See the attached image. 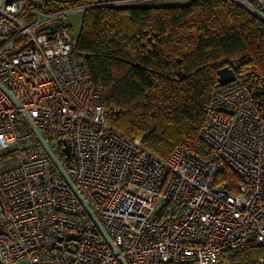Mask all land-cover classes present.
<instances>
[{"label":"built area","instance_id":"obj_1","mask_svg":"<svg viewBox=\"0 0 264 264\" xmlns=\"http://www.w3.org/2000/svg\"><path fill=\"white\" fill-rule=\"evenodd\" d=\"M141 1L0 0V83L20 105L0 90V264H120L21 111L128 264H217L264 248L262 75L230 67L235 81L213 93L199 132L208 157L177 147L159 159L111 127L118 111L72 52L69 18ZM233 1L264 21V0ZM224 167L238 177L234 193L216 182Z\"/></svg>","mask_w":264,"mask_h":264},{"label":"trees","instance_id":"obj_2","mask_svg":"<svg viewBox=\"0 0 264 264\" xmlns=\"http://www.w3.org/2000/svg\"><path fill=\"white\" fill-rule=\"evenodd\" d=\"M73 54L118 114L111 127L159 159L177 147L208 157L199 136L219 70L240 62L263 77L255 92L264 108V21L233 0H157L95 6L82 15ZM236 70V69H235ZM236 192L238 177L224 167L217 184ZM264 248L247 245L219 255L217 264H260ZM195 264V263H184Z\"/></svg>","mask_w":264,"mask_h":264},{"label":"water","instance_id":"obj_3","mask_svg":"<svg viewBox=\"0 0 264 264\" xmlns=\"http://www.w3.org/2000/svg\"><path fill=\"white\" fill-rule=\"evenodd\" d=\"M239 5L244 7V8H246L247 10H249L254 15H256L253 12L252 8L249 7L248 5H244L242 3H239ZM59 25H60V23H54V24L46 26L44 29H50V28H53V27H57ZM235 78H236L235 73L230 67L223 68V69L219 70V72H218V83H219L220 87L226 86V85L234 82ZM0 90L3 93H5L11 99V101L13 102V104L15 105L16 108L20 109V105L17 102V100L15 99V97L1 83H0ZM20 113H21L23 119L25 120V122L27 123V125L29 126V128L31 129V131L33 132V134L36 136V138L39 141V143L41 144V146L44 148V150L47 153V155L49 156V158L51 159L54 167L56 168V170L60 174L61 178L64 180V182L70 188V190L73 192V194L75 195V197L77 198V200L79 201V203L81 204L83 209L85 210V212H86L87 216L89 217V219L91 220V222L95 225V227L97 228L98 232L102 235V237L107 242V244H108L109 248L111 249V251L113 252V254L118 257L119 263L120 264H128L124 260V258L120 255V253L117 250V248L113 245L112 240L110 239V237L107 235V233L105 232V230L103 229V227L99 223L98 219L96 218V216L92 212V210L89 207V205L87 204L86 200L80 194V192L77 189V187L75 186V184L72 182V180L70 179V177L68 176L66 171L61 166V164H60L59 160L57 159V157L55 156L52 148L47 144L45 139L42 137L40 132L34 126L32 121L30 120V118L27 116V114L25 112H23V111H21ZM70 152H71L70 144H66V147L64 149L65 155L67 157H70V155H71Z\"/></svg>","mask_w":264,"mask_h":264},{"label":"rangeland","instance_id":"obj_4","mask_svg":"<svg viewBox=\"0 0 264 264\" xmlns=\"http://www.w3.org/2000/svg\"><path fill=\"white\" fill-rule=\"evenodd\" d=\"M157 1L158 4L167 5V6H183L189 4L192 0H157ZM67 21L70 22L71 28L76 38L80 32L82 15L71 17ZM17 264H28V263L24 260L18 262Z\"/></svg>","mask_w":264,"mask_h":264}]
</instances>
